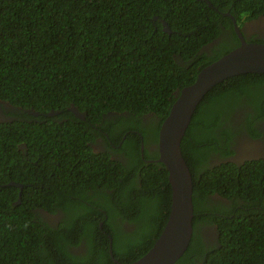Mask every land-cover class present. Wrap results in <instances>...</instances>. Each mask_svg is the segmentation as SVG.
Wrapping results in <instances>:
<instances>
[{
  "label": "trees",
  "instance_id": "1",
  "mask_svg": "<svg viewBox=\"0 0 264 264\" xmlns=\"http://www.w3.org/2000/svg\"><path fill=\"white\" fill-rule=\"evenodd\" d=\"M224 13L264 17V0H0V264H128L151 248L171 188L145 146L180 89L238 46ZM247 104L263 115L264 74L223 80L192 114L180 143L192 237L174 264H264V160L211 161L233 153L227 126Z\"/></svg>",
  "mask_w": 264,
  "mask_h": 264
},
{
  "label": "water",
  "instance_id": "2",
  "mask_svg": "<svg viewBox=\"0 0 264 264\" xmlns=\"http://www.w3.org/2000/svg\"><path fill=\"white\" fill-rule=\"evenodd\" d=\"M223 15L232 20L239 44L203 67L190 85L180 89L168 115L162 121L158 132V157L154 162L162 163L168 173L170 210L167 221L151 248L128 264H174L186 251L192 237V180L181 155L180 143L192 114L204 96L223 80L245 73L264 74V43L246 41L235 19L228 13ZM70 110L77 118L83 119L84 114L76 108L72 107ZM52 114L55 113L50 115ZM18 187L21 188V185ZM108 252L112 257L111 242Z\"/></svg>",
  "mask_w": 264,
  "mask_h": 264
},
{
  "label": "flooded vegetation",
  "instance_id": "3",
  "mask_svg": "<svg viewBox=\"0 0 264 264\" xmlns=\"http://www.w3.org/2000/svg\"><path fill=\"white\" fill-rule=\"evenodd\" d=\"M236 25L241 30L244 38L248 42H256L257 40H264V17H257L254 19L244 20L241 22L236 21ZM233 27V25H232ZM234 31V27H233ZM235 33V32H234ZM8 105L0 103V122L3 120H8L7 112L9 111ZM264 109V105H263ZM249 113L251 117V122L253 123V128L255 129V133L258 134L256 137H252L249 134H247L246 126V115ZM233 123L231 124L232 129L230 126H227L228 133L231 132V145L230 149L233 151V153L223 160L222 157L219 154H215L211 158V161L215 164H219L220 162H226L231 161L235 163H245V162H251L252 160L258 161L260 159L264 160V112L263 115L259 112L258 114L254 111L252 107H250L249 104H247L245 107H243L241 110L235 111V113L232 116ZM239 132L238 134L234 135L233 133ZM229 134V135H231ZM96 143L97 151L102 150L101 149V139H97ZM95 148V146H94ZM148 154H152L155 150L158 153L157 145L150 144L145 146ZM113 149V148H112ZM142 145L140 146V152H142ZM109 155L111 159H118L120 162L125 163L126 159H124L123 153H118L115 151H109ZM141 157L143 158V154H141ZM157 159V157H156ZM154 160H144L146 163H153ZM156 163V162H155ZM126 164V163H125ZM212 200H216V203L221 204H228V201L224 198H221L218 195H214L210 197ZM41 217H43L46 221H49L50 225L56 224L55 221L58 220L59 214L49 215L45 214L44 212H41ZM199 234L202 237L203 243L211 248V247H217L218 246V236L217 232L214 226H200Z\"/></svg>",
  "mask_w": 264,
  "mask_h": 264
},
{
  "label": "bare ground",
  "instance_id": "4",
  "mask_svg": "<svg viewBox=\"0 0 264 264\" xmlns=\"http://www.w3.org/2000/svg\"><path fill=\"white\" fill-rule=\"evenodd\" d=\"M166 170V169H165ZM168 179V178H167Z\"/></svg>",
  "mask_w": 264,
  "mask_h": 264
},
{
  "label": "clouds",
  "instance_id": "5",
  "mask_svg": "<svg viewBox=\"0 0 264 264\" xmlns=\"http://www.w3.org/2000/svg\"><path fill=\"white\" fill-rule=\"evenodd\" d=\"M236 21V20H235ZM233 25V24H232Z\"/></svg>",
  "mask_w": 264,
  "mask_h": 264
}]
</instances>
